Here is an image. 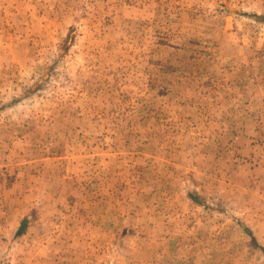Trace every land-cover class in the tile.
<instances>
[{"label": "rangeland", "instance_id": "1", "mask_svg": "<svg viewBox=\"0 0 264 264\" xmlns=\"http://www.w3.org/2000/svg\"><path fill=\"white\" fill-rule=\"evenodd\" d=\"M0 264H264V0H0Z\"/></svg>", "mask_w": 264, "mask_h": 264}]
</instances>
